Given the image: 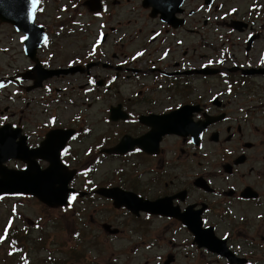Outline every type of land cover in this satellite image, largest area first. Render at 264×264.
<instances>
[{"label": "flooded vegetation", "instance_id": "1", "mask_svg": "<svg viewBox=\"0 0 264 264\" xmlns=\"http://www.w3.org/2000/svg\"><path fill=\"white\" fill-rule=\"evenodd\" d=\"M161 1L100 0L80 43L43 23L35 62L0 23V173L64 204L0 202L52 264H264V0Z\"/></svg>", "mask_w": 264, "mask_h": 264}, {"label": "rangeland", "instance_id": "2", "mask_svg": "<svg viewBox=\"0 0 264 264\" xmlns=\"http://www.w3.org/2000/svg\"><path fill=\"white\" fill-rule=\"evenodd\" d=\"M84 0H38L39 2V8L42 14L38 16L37 22L40 24H47V23H53L55 26L63 25L68 26L70 25L71 28H73L74 36H73V43H80L83 41V32H79L78 26H82L83 21L85 19V13L86 9L81 5ZM237 3V1L235 2ZM227 8V3L224 2ZM72 8L73 6H75ZM63 12H62V11ZM116 10H119L117 7ZM25 63L12 65V67H18L23 66ZM9 207L11 208V212H13L14 208L11 204V201H2L0 202V237H3V233L5 230V226L9 224V222H6L7 215L9 213ZM20 208L21 213L28 219L34 220L37 218V216L40 214V205L37 201L34 199H26L22 202V205ZM53 222H46L43 225V228L45 227H52ZM58 224H61V222H57ZM16 224V223H15ZM19 225V223H18ZM21 226V224L19 225ZM4 228V230H3ZM25 237V236H23ZM26 237H29L30 242L24 243L23 246L25 249H27V252L31 258V263L29 264H52L53 262H67L65 260L67 258L66 251L61 255H54L51 251L53 250V247L48 244L45 249H41V252L38 254H35L33 251H37V249H40V242L41 239H46L48 243L51 242V238L48 235L45 237V232L43 231H34V233L30 235H26ZM66 239L63 238L61 241H65ZM34 243V245L32 244ZM72 244H75V246H72ZM75 247V248H74ZM86 244L83 240H72L71 241V249L76 254H82L84 253ZM10 248L9 244H7L4 240H0V264H18L21 262L20 256L17 255L15 257H11L10 259L7 258L5 260L4 255L8 252V249ZM52 259H48L51 258ZM71 262V261H70Z\"/></svg>", "mask_w": 264, "mask_h": 264}, {"label": "water", "instance_id": "3", "mask_svg": "<svg viewBox=\"0 0 264 264\" xmlns=\"http://www.w3.org/2000/svg\"><path fill=\"white\" fill-rule=\"evenodd\" d=\"M158 1L164 4L163 1ZM173 4L179 5L178 2H173ZM37 5L38 3L35 10ZM83 5L92 12L100 10L99 0H87ZM143 6L148 8L149 0H144ZM34 11L31 8V0H0V23H9L17 31H21L26 35L25 50L32 61H35V50L45 39L42 27L33 23ZM11 194L30 195L50 208L64 204L63 202H57L52 193L45 192L34 176L23 171L5 172L2 170L0 173V195ZM62 197L63 194H58L59 199L62 200ZM203 245L211 247L213 242L211 239L203 238Z\"/></svg>", "mask_w": 264, "mask_h": 264}, {"label": "snow or ice", "instance_id": "4", "mask_svg": "<svg viewBox=\"0 0 264 264\" xmlns=\"http://www.w3.org/2000/svg\"><path fill=\"white\" fill-rule=\"evenodd\" d=\"M38 3V0H31V8L32 10L34 11L35 10V6L36 4ZM3 85H0V87H2ZM75 197H70V200H69V204H71V200L74 199ZM9 224H11V221L9 222ZM5 232H7V229H5ZM4 237H0V240H3Z\"/></svg>", "mask_w": 264, "mask_h": 264}]
</instances>
